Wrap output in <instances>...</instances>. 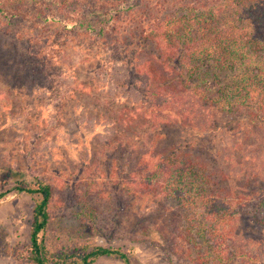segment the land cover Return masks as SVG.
Here are the masks:
<instances>
[{"label": "rangeland", "instance_id": "rangeland-1", "mask_svg": "<svg viewBox=\"0 0 264 264\" xmlns=\"http://www.w3.org/2000/svg\"><path fill=\"white\" fill-rule=\"evenodd\" d=\"M163 2L134 0L130 16L125 13L104 38L83 34L75 24L112 7V0H77L60 12L26 3L16 6L14 18L13 9L0 14V168L51 184L46 240L53 249L90 243L121 249L133 264H197L209 245L197 233L204 221L200 211L156 192L135 196V179L129 178L132 171L143 173L136 165L144 153L165 155L181 147L232 213L233 221L228 216L224 224L231 239L220 253L235 256L211 264H264V226L255 220L264 193V122L248 127L244 115L236 131L234 116L213 112L226 126L214 135L159 129L143 107L145 79L127 77L154 48L144 46L134 27L142 29L150 11L162 17L165 6L172 10ZM125 116L130 118L118 134L107 127L109 118ZM34 207L23 193L0 200V264H33ZM94 264L124 263L100 258Z\"/></svg>", "mask_w": 264, "mask_h": 264}, {"label": "trees", "instance_id": "trees-1", "mask_svg": "<svg viewBox=\"0 0 264 264\" xmlns=\"http://www.w3.org/2000/svg\"><path fill=\"white\" fill-rule=\"evenodd\" d=\"M76 1L0 0V14L13 9L14 18L19 12L16 6L26 3L49 4L59 7L60 12V7L68 8ZM112 3L108 9H95L77 19L78 31L104 38L115 32L124 14L130 16L131 8L137 6L134 0ZM163 4H170L172 10L165 6L160 10L164 12L162 17L150 11L142 29L134 27L137 36L146 42L144 46L154 48L149 50L148 59L134 70L128 69L127 74L145 79L143 107L147 106L154 126H178L195 136L214 135L226 126L219 125L213 112L234 116L231 123H236V131L242 129V117L247 116L248 127L263 123L264 0H164ZM129 118H109L107 127L118 134L119 125ZM182 151L179 147L165 155L144 153L136 165L144 167L143 173L132 171L129 176L135 179L131 183L133 194L156 192V196L174 198L189 212L199 210L204 221L197 233L207 238L209 245L197 264L228 262L235 255L220 253V247L231 239L224 227L228 216L227 221H233L230 208L219 199V193L211 190L210 176ZM0 174V200L17 192L35 202L29 249L33 264H94L100 258L133 264L129 255L112 247L88 243L83 247L51 248L46 240L52 220L51 184L38 175L27 176L13 168L2 167ZM11 181L13 187L4 190ZM261 198L255 220L264 226V193Z\"/></svg>", "mask_w": 264, "mask_h": 264}]
</instances>
